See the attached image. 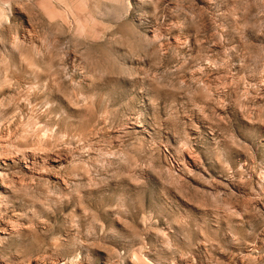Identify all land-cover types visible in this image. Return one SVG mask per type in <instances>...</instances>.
Instances as JSON below:
<instances>
[{"label": "rangeland", "instance_id": "374dc122", "mask_svg": "<svg viewBox=\"0 0 264 264\" xmlns=\"http://www.w3.org/2000/svg\"><path fill=\"white\" fill-rule=\"evenodd\" d=\"M0 264H264V0H0Z\"/></svg>", "mask_w": 264, "mask_h": 264}]
</instances>
